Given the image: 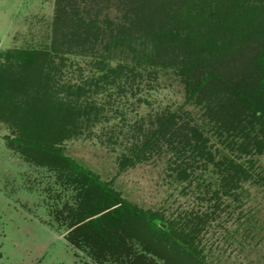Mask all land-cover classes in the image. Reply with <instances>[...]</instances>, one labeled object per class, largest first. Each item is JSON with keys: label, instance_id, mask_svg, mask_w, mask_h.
<instances>
[{"label": "rangeland", "instance_id": "obj_1", "mask_svg": "<svg viewBox=\"0 0 264 264\" xmlns=\"http://www.w3.org/2000/svg\"><path fill=\"white\" fill-rule=\"evenodd\" d=\"M112 1L64 3L70 9L78 6L79 18L99 17L101 23L107 19L114 24L122 19L127 27L130 21L123 17L132 19L129 5ZM176 1L177 7L184 2ZM63 6L60 0H0V70L9 64L4 55L11 50L47 52L51 59L47 60L51 61L48 73L62 88L60 98H78L72 106L79 112L63 118L66 125L69 118L75 120L69 127L78 135L52 141L53 136L43 140V133L35 127L39 116L33 112L41 107L37 102L21 94L3 105L0 264H195L143 226L142 231L124 232L113 249L99 247L101 235L91 224L98 216L85 219L84 210L94 194L86 191L89 183L83 188L67 180L70 161L110 183L139 210L185 227L186 233L201 240L200 248L210 264H264V136L260 133L264 119L254 121L258 115L251 117L246 110L245 121H234L229 94L222 97V105L220 98L215 99L219 104L210 105L215 112L206 113L202 101L217 95L221 83L209 84L189 102V82L181 75L186 67L191 83L213 72L227 82L230 78L233 85L247 83V60L240 56L235 60L208 58L193 75L189 65L177 59L176 54L183 56L177 52L172 55L175 62H166L169 66L138 69L135 75L124 74L112 83L103 80L98 67H92V57L65 53L67 46L56 31ZM118 62L122 61L109 63L110 69L116 70ZM58 111L62 116L70 112L66 107ZM82 112L87 116H81ZM172 113L181 116L179 124L198 130L200 139L186 129L180 139L164 142L159 155L119 173L120 156L148 138L159 116ZM254 138L261 141L259 147ZM28 142L52 147L60 157L28 150ZM243 146L248 147L246 152H241ZM225 158L241 164L251 176L237 185L236 200L224 195L225 169L220 163Z\"/></svg>", "mask_w": 264, "mask_h": 264}, {"label": "trees", "instance_id": "obj_2", "mask_svg": "<svg viewBox=\"0 0 264 264\" xmlns=\"http://www.w3.org/2000/svg\"><path fill=\"white\" fill-rule=\"evenodd\" d=\"M60 1L64 6L59 10L56 31L67 46L65 53L92 57V67H98V70L102 71L103 80L114 83V80L124 74L125 77L128 74L135 75L138 69L146 70L159 65L166 66L168 63L171 65L175 62L172 55L175 56L177 52L183 55L181 58L176 54L177 59L189 65L187 68L195 73L208 58L235 60L240 56L247 60L244 69L249 79L247 83L240 81L233 85L229 78L227 85L228 82L218 72L210 73L191 83L186 67H182L181 75L189 82L188 100L191 102L198 98L209 84L217 81L222 85L221 90L212 98H204L209 101H202L203 108L208 109L206 113L215 112L210 109V105L213 107V104H219L215 99H221L222 105V97L229 94L232 99L229 106L230 115L234 121H245L243 117L247 116L243 113L246 110L251 113V117L258 115L254 121L264 119V0H184L178 7L176 0H118L114 5L127 3L132 13V19L123 17L130 21L127 27L121 23L122 19L114 24L107 19L105 23H101L99 17L89 20L79 18L81 14H78V6L70 9L64 0ZM54 53L53 49L52 54ZM249 53L250 56L247 55ZM4 58L9 64L0 70V114L5 112L3 105L8 106V101H16L24 94L41 106L33 113H38L39 121L35 127L43 133V140L51 136L52 141L65 140L78 135L77 130L69 127L75 120L69 118V125H66L63 119L75 113L79 114L72 106L78 98H60L62 88L48 73L51 65V61H47L51 60L49 54L38 49L11 50ZM116 59L122 62H118L116 70H112L109 63ZM12 65L15 69H12ZM44 69H47V73H44ZM62 107L70 110L65 116L59 114L58 110ZM55 112L56 115H52ZM81 116L86 117L87 112H82ZM181 119V116L173 113L167 117L159 116L156 119V128L148 134V138L129 150V154L120 156L119 173L135 169L159 155L164 142L175 141L177 136H180V139L186 129L192 132L195 139H200L198 130L190 128L189 124H179ZM260 133L264 136V130ZM246 135L249 140L250 134ZM252 141L256 142L258 147L262 144L257 138ZM27 147L28 150L45 153L50 157H60L52 147L45 148L39 143H30ZM247 150L248 147L243 146L241 152ZM70 163L66 168L70 172L65 171L69 173L67 180L76 182L83 188L89 183L85 187L86 191L94 194L92 203L84 207V210L86 209L85 219L98 216L91 224L98 229V235H101V238L98 237L101 242L99 247L113 249L111 247L115 248L117 240H123L124 232L134 229L142 231L143 226L146 230H154V235L159 239L171 243L186 261L210 264L200 248L201 240L194 238L190 232L186 233L185 227L176 226L175 222H169L157 213L139 210L120 196L110 183L101 182L80 164L74 161ZM220 164L225 169L224 195L227 198L232 196L236 200V187L240 182L251 178L249 170L227 158L221 159ZM82 193L86 196L84 191Z\"/></svg>", "mask_w": 264, "mask_h": 264}]
</instances>
